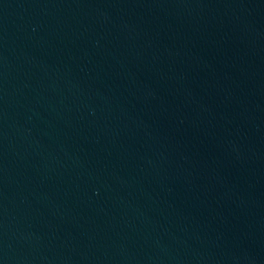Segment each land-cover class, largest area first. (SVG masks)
<instances>
[{
  "label": "water",
  "instance_id": "1",
  "mask_svg": "<svg viewBox=\"0 0 264 264\" xmlns=\"http://www.w3.org/2000/svg\"><path fill=\"white\" fill-rule=\"evenodd\" d=\"M0 264H264V0H0Z\"/></svg>",
  "mask_w": 264,
  "mask_h": 264
}]
</instances>
